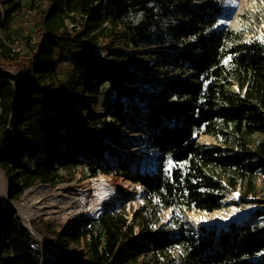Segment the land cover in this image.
I'll use <instances>...</instances> for the list:
<instances>
[{"label":"trees","instance_id":"1","mask_svg":"<svg viewBox=\"0 0 264 264\" xmlns=\"http://www.w3.org/2000/svg\"><path fill=\"white\" fill-rule=\"evenodd\" d=\"M48 2L47 8L39 2L36 13L30 10L35 28L28 37L30 50L16 51L0 37V168L9 180V199L17 201L37 184L58 185L64 181L61 170L83 163L58 147L68 125L51 112L48 101L59 94L54 75L63 72L54 59L56 49L69 58L75 73L102 84L110 73L99 69L111 64L103 52L123 39L133 49L152 47L153 37L165 45V35L156 31L173 7L181 23L170 34V50L145 53L150 58L145 68L125 69L134 70L139 82L147 77L159 85L128 88L124 82L130 74H120L115 101L106 109L123 123L122 98L138 99L143 119L155 125L150 137L160 155L153 172L129 173L119 162L122 176L146 190L132 216L125 209L88 215L47 231L42 244L14 221L12 212L0 208V264H264V223L218 230L194 229L183 220L184 213L220 210L228 189L239 190L242 200L254 197L264 203V42L219 26L223 9L215 0ZM14 4L2 20L0 13L2 25L15 13L27 16L22 2ZM70 26L79 31L69 34ZM4 67L32 71L36 78H23L18 91L16 77L3 73ZM72 90L68 105L78 99ZM96 124L94 135L84 134L87 145L78 146L90 178L112 172L102 168L107 149L99 136L110 135L113 128L105 121ZM7 129L10 140L4 147ZM201 136L217 145H200ZM167 211L171 219L163 222ZM260 213L264 216V209ZM76 244L82 249H72Z\"/></svg>","mask_w":264,"mask_h":264},{"label":"rangeland","instance_id":"2","mask_svg":"<svg viewBox=\"0 0 264 264\" xmlns=\"http://www.w3.org/2000/svg\"><path fill=\"white\" fill-rule=\"evenodd\" d=\"M23 0H14L11 4H5V9H11L15 4L20 3ZM216 3L222 6L223 14L219 20V26H228L236 32L244 34L246 40L259 39L264 42V0H215ZM22 6V5H21ZM167 7V5L165 6ZM165 9V8H164ZM169 10L163 15V19L159 23L156 34L165 35V45H160L158 41L160 38H154V45L147 49H133L130 45H127V40L115 42L114 50H106L102 55L109 57L111 64L99 69L100 73L107 71L110 73V79L98 84L97 80L92 82L90 78H82L81 73L74 72L71 61L65 54H58L57 49L55 51L54 59L58 67L63 69L61 72L58 69L55 74L53 87L59 90V94L55 98H49L48 101L51 105V112L64 119L68 125V130L63 131L62 137L58 142V147L64 151L72 153L73 149L70 146V140H81L82 135L88 130L94 131L97 128L96 123L105 121L113 128V132L106 136L101 137L103 144L106 146L105 161L101 162L102 168H111V173L101 172L97 177L90 178L87 172V160L82 158V164L72 165L66 170H61V175L64 181L58 185L50 184H37L31 188L26 189L17 201H11L9 199V180L6 173L0 168V199L4 187H7V199L10 203L19 204L23 206V211L16 208L7 209L0 204V208L14 214V221L22 223L28 227L29 231L34 234L40 243H44L45 235L47 231H55L70 225L72 223H79L85 216L92 215L97 217L106 211H118L125 209L126 212L132 216L133 212L137 210L143 203L145 194H133L129 199H125L121 203L112 204L111 206L97 205L93 210L84 213H73V207L68 208L67 204L69 199L64 196L46 195L43 196L40 193H33L32 191L39 187H49L53 189L68 188L70 191L77 193L78 188L93 184L96 179L105 175L107 179L119 180L124 178L119 170V162L127 165V171L129 173L153 172L156 170L157 161L159 158V151L153 147L151 143L150 133L154 130V124L145 122L143 119V105L136 98H122L123 104L122 117L123 123H117L115 120L108 116L107 107L112 105L116 98L115 92V80L120 74H130L131 79L124 82L125 87H137L139 89L152 90L159 81L148 82L144 77V80L138 81V74L133 71L127 70L134 69L133 67L145 68L150 58L145 53L151 51H169V44L171 42L170 34L174 31L181 20L173 7H168ZM36 13V11L34 12ZM30 10L26 15H15L10 19L7 25H2L0 22V37L4 38L7 43L11 44L16 51L27 50V43L30 30L35 29L30 26ZM2 16V15H1ZM3 18H1L2 20ZM105 26H109L106 23ZM30 27V28H29ZM78 28L69 27V34L73 35ZM157 41V42H156ZM31 44L34 43L32 39ZM103 44V39H100V46ZM30 50V48L28 49ZM27 50V51H28ZM128 53L127 55H125ZM128 61V62H127ZM130 64V65H128ZM4 71L12 73L16 77L18 84V91L22 86V80L25 81L35 80V74L30 71L27 74L17 71L16 69L2 68ZM64 73V75L62 74ZM140 73V72H138ZM66 75V77H65ZM63 79V80H62ZM66 79V80H65ZM134 79V81H133ZM74 80V85L71 81ZM48 86V84H46ZM73 87L72 98H77L76 104L70 103L68 105L67 99L70 97V90ZM92 87V91L86 92L87 89ZM82 105H85V107ZM136 118H135V117ZM138 119V120H137ZM136 121V123L134 122ZM89 131V132H90ZM6 142L9 137V130L6 132ZM4 132L0 128V139ZM70 135V137H69ZM4 146L6 145L3 144ZM74 153V152H73ZM56 166V165H52ZM144 170V172H143ZM125 179V178H124ZM62 193V192H61ZM93 195L92 191H88V200H91ZM80 196V195H78ZM228 196H231L232 202L223 204L222 208V221L208 222L204 226L208 228H216L218 230H227L231 224L241 226V221L244 219L246 224L253 223L257 226H261L264 223V216L260 211L264 209V203L259 204L254 200V197H248L242 200L239 190L228 189ZM236 198V199H234ZM257 199H262L257 197ZM38 201V203H36ZM46 206L45 209L41 208ZM42 210V212L40 211ZM184 213V222L194 229H198L196 223H190L188 221L189 216ZM171 219L170 212H165L163 216V222ZM245 225V224H243ZM81 245H72V249H82Z\"/></svg>","mask_w":264,"mask_h":264},{"label":"bare ground","instance_id":"3","mask_svg":"<svg viewBox=\"0 0 264 264\" xmlns=\"http://www.w3.org/2000/svg\"><path fill=\"white\" fill-rule=\"evenodd\" d=\"M212 141L213 139L208 136L206 137L202 136L200 138V142L203 144H209L212 143ZM1 179L3 180V177H1ZM56 190L58 189H53L49 187H39L34 189L32 192L40 193L43 196L46 195L57 196V194L59 193V196H64L69 199L67 207L68 208L73 207L74 208L72 211L73 213L77 212L81 214L93 210L97 205H105L109 207L112 204H118L124 201L125 199H129L133 194L146 193V190L142 185L134 184L133 182L124 178H120L117 181L113 179H107L105 175L99 176L96 179V181L91 185H86L78 188L79 192L77 193L70 191V189L68 188H60L58 192H56ZM88 191L93 192L91 200H88L89 198ZM6 195H7V187H4L0 199V204L2 206L6 207L7 209L16 208L20 211H23L24 209L23 206L19 204L10 203ZM230 202H232V198L231 196L227 195L223 200V204H228ZM36 203H38V201ZM41 208L45 209L46 206ZM40 211L42 212L41 209ZM187 216H189L188 221L190 223L192 222V223L205 224L208 222L222 221L220 218L222 217L221 210H217L212 213H206V212L188 213ZM241 223L242 225L246 224L244 219L241 221Z\"/></svg>","mask_w":264,"mask_h":264},{"label":"built area","instance_id":"4","mask_svg":"<svg viewBox=\"0 0 264 264\" xmlns=\"http://www.w3.org/2000/svg\"><path fill=\"white\" fill-rule=\"evenodd\" d=\"M39 2H41L43 7H45V8L49 7L48 0H41V1H39V0H23L22 1V5L27 7L28 10L33 9L32 11L35 12V11L39 10L38 7H37ZM4 7H5L4 0H0V13L2 15V18H3V15H4ZM89 131L87 130L86 132H89ZM93 132L94 131H90L89 133H92L94 135ZM84 134L82 135L81 140L74 139L73 141L70 140V142H69V144H70V146H72V149H73V152H74V153L72 152L71 154H74L79 159H82L83 157L86 158L85 153L79 152V150H78L79 149L78 148L79 145H82V146L87 145V140L85 139V135ZM69 137H70V135H69ZM101 137H103V136H99L100 139H101ZM68 153H70V151Z\"/></svg>","mask_w":264,"mask_h":264},{"label":"water","instance_id":"5","mask_svg":"<svg viewBox=\"0 0 264 264\" xmlns=\"http://www.w3.org/2000/svg\"><path fill=\"white\" fill-rule=\"evenodd\" d=\"M3 73H6V74H12V73H10V72H7V71H4V70H1ZM202 137V136H201ZM200 137V138H201ZM204 137H206V136H204ZM200 138H199V140H198V142H199V144L200 145H203V146H214V145H217V143H216V141L213 139V141H212V143H209V144H203V143H201L200 142ZM9 140H10V131H9V137H8V140H7V142H6V145L5 146H7V144H8V142H9ZM4 146V147H5ZM146 194V193H145ZM222 204H223V202H222ZM190 213H196V211H193V212H190ZM188 214V213H187ZM197 224V226H198V228L200 227V226H204V224H202V223H196ZM27 229H28V227H27ZM29 230V229H28Z\"/></svg>","mask_w":264,"mask_h":264}]
</instances>
